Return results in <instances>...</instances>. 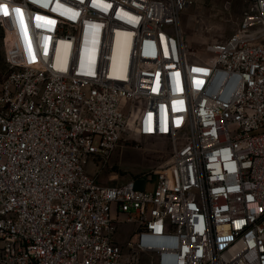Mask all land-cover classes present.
I'll return each mask as SVG.
<instances>
[{
	"label": "built area",
	"instance_id": "2783aa9c",
	"mask_svg": "<svg viewBox=\"0 0 264 264\" xmlns=\"http://www.w3.org/2000/svg\"><path fill=\"white\" fill-rule=\"evenodd\" d=\"M26 1L0 0L20 10L3 43L0 264H264V0L209 59L182 37L191 0ZM129 124L171 143L150 191L86 173Z\"/></svg>",
	"mask_w": 264,
	"mask_h": 264
},
{
	"label": "rangeland",
	"instance_id": "374dc122",
	"mask_svg": "<svg viewBox=\"0 0 264 264\" xmlns=\"http://www.w3.org/2000/svg\"><path fill=\"white\" fill-rule=\"evenodd\" d=\"M20 1V0H17ZM192 4L182 13V37L189 51L202 59L211 55L206 51L209 44L226 40L235 33L248 8L245 0H191ZM8 15L0 8L2 23H0V83L7 74L3 43L13 41L15 26L14 6L5 4ZM14 7V8H13ZM1 22V19H0ZM6 29V33H5ZM135 112L130 119H133ZM171 143L167 138H140L129 124L117 148L111 154L108 164L99 169L95 160H89L86 173L95 178L98 185L117 187L128 180H135V189L152 190L155 182L149 173L164 164L170 158ZM99 169V170H98ZM122 219V217L120 218ZM133 225L120 224V237L124 242L125 233L132 231Z\"/></svg>",
	"mask_w": 264,
	"mask_h": 264
},
{
	"label": "bare ground",
	"instance_id": "6f19581e",
	"mask_svg": "<svg viewBox=\"0 0 264 264\" xmlns=\"http://www.w3.org/2000/svg\"><path fill=\"white\" fill-rule=\"evenodd\" d=\"M51 1H52V3L50 4ZM26 2L29 3V4H32V5L36 6V7H42V9H44V10H42L41 8L39 9V10H42V11H46L45 8L48 9V10H51V11H48V12H50L51 14H54V15H59L60 14V10L62 8H64L59 3H54L53 4L54 0H29V1L27 0ZM0 4H4V3H0ZM5 5L18 7V6H15L13 4H10V3H5ZM60 49L61 48H59L58 50H60ZM115 50H117L116 47H115ZM58 55H59V52H58ZM148 138H151V137H148Z\"/></svg>",
	"mask_w": 264,
	"mask_h": 264
},
{
	"label": "snow or ice",
	"instance_id": "6c2138e0",
	"mask_svg": "<svg viewBox=\"0 0 264 264\" xmlns=\"http://www.w3.org/2000/svg\"><path fill=\"white\" fill-rule=\"evenodd\" d=\"M0 8H3L4 9V15L7 16L8 15V11H7L6 6L0 5ZM16 11L19 12L20 10L19 9H16Z\"/></svg>",
	"mask_w": 264,
	"mask_h": 264
},
{
	"label": "clouds",
	"instance_id": "9594fccd",
	"mask_svg": "<svg viewBox=\"0 0 264 264\" xmlns=\"http://www.w3.org/2000/svg\"><path fill=\"white\" fill-rule=\"evenodd\" d=\"M31 5H32V4H31ZM32 6H33L34 8H37V9H40V8L42 9V7H36V6H34V5H32ZM42 10H44V9H42ZM45 10H46V11H51V10H48V9H46V8H45Z\"/></svg>",
	"mask_w": 264,
	"mask_h": 264
}]
</instances>
